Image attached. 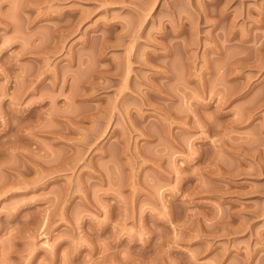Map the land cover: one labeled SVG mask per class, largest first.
Segmentation results:
<instances>
[{
	"label": "rangeland",
	"instance_id": "1",
	"mask_svg": "<svg viewBox=\"0 0 264 264\" xmlns=\"http://www.w3.org/2000/svg\"><path fill=\"white\" fill-rule=\"evenodd\" d=\"M0 264H264V0H0Z\"/></svg>",
	"mask_w": 264,
	"mask_h": 264
}]
</instances>
